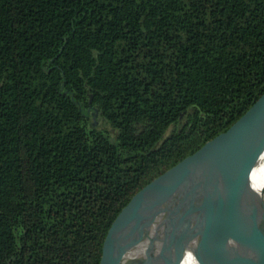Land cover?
<instances>
[{"label": "trees", "instance_id": "trees-1", "mask_svg": "<svg viewBox=\"0 0 264 264\" xmlns=\"http://www.w3.org/2000/svg\"><path fill=\"white\" fill-rule=\"evenodd\" d=\"M263 94L264 0H0V264H99Z\"/></svg>", "mask_w": 264, "mask_h": 264}, {"label": "bare ground", "instance_id": "bare-ground-1", "mask_svg": "<svg viewBox=\"0 0 264 264\" xmlns=\"http://www.w3.org/2000/svg\"><path fill=\"white\" fill-rule=\"evenodd\" d=\"M246 155L244 144L225 145L146 203L134 245L122 249L114 264H228L233 250L241 249L242 264H258L264 241L255 230L253 191L264 190V151L251 173ZM204 194L207 200L195 201Z\"/></svg>", "mask_w": 264, "mask_h": 264}, {"label": "water", "instance_id": "water-1", "mask_svg": "<svg viewBox=\"0 0 264 264\" xmlns=\"http://www.w3.org/2000/svg\"><path fill=\"white\" fill-rule=\"evenodd\" d=\"M231 143L245 145L247 154L245 160L251 173L257 166L259 158H261L264 151V94L227 131L206 142L194 154L189 155L177 165L155 178L131 198L128 204L117 215L107 232L99 264H114L122 249L131 248L134 245L135 223L138 213L146 203L174 185L187 170L204 158L214 154L219 148ZM253 193L257 212L255 230L264 241V190L261 193H257L256 191H253ZM208 195H201L195 201L202 202L203 199L207 200ZM185 204L181 203V206ZM202 237L204 240L208 239L205 235H202ZM200 238L198 237V239ZM220 240L223 242L226 239L222 238ZM239 252L233 250L232 256L234 258L228 264H233V262L235 264H242L243 250L241 249ZM244 264L248 263L244 262Z\"/></svg>", "mask_w": 264, "mask_h": 264}, {"label": "rangeland", "instance_id": "rangeland-1", "mask_svg": "<svg viewBox=\"0 0 264 264\" xmlns=\"http://www.w3.org/2000/svg\"><path fill=\"white\" fill-rule=\"evenodd\" d=\"M258 264H264V249L260 258V262Z\"/></svg>", "mask_w": 264, "mask_h": 264}]
</instances>
